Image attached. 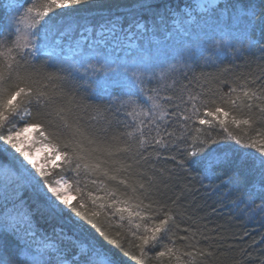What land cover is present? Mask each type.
I'll list each match as a JSON object with an SVG mask.
<instances>
[{
	"label": "snow or ice",
	"instance_id": "obj_1",
	"mask_svg": "<svg viewBox=\"0 0 264 264\" xmlns=\"http://www.w3.org/2000/svg\"><path fill=\"white\" fill-rule=\"evenodd\" d=\"M90 3L92 0H43L22 13L8 12L7 6L0 11V37H5L0 39V154L11 161L0 164V201L4 202L0 264H123L113 248L124 256L130 253L117 238L122 233L114 236L111 229L124 230L125 222L127 234L138 241L139 255L131 257L138 264L149 259L164 264L165 258L169 264H213L218 259L215 247L202 246L200 241L209 237L198 230L180 229L188 235H180L186 243L176 246L177 217L185 214L181 196L164 198L160 185L166 188L167 182L133 171L121 154L147 159L142 154L146 146H171L179 155L169 158L182 173L198 172L210 178L219 170L234 169L237 175L251 178L245 194L253 201L261 200L257 207L264 210V58L256 69L241 73L232 82L224 79L228 69L196 77L205 83L218 80L221 85L228 84L227 91L201 85L194 92L184 85L177 96L164 97L159 83H154L156 63L151 45L133 47L129 42L118 51L80 50L73 53L74 63L66 69L50 70L53 65L49 61L37 65L42 45L73 30L71 21L57 18ZM186 8V13L180 12L187 17V27H181L184 31L193 26L198 29L203 46L186 48L184 55L189 60L209 47L219 51L234 44L249 53L254 49L264 53V0L258 4L255 0H193ZM257 32L262 39L256 38ZM66 82H75L74 88L83 82L107 105L87 104V97L69 91ZM164 87L175 88L176 82ZM161 98L167 103L161 104ZM113 109L132 118L131 130L109 138L108 128L89 132L81 123L89 110L95 112L96 120L106 119ZM217 126L224 135L210 131ZM31 133H36L35 139ZM37 144L36 153L50 150L53 158H62L75 174V190L80 195L77 203H72L67 191L73 185L63 176L56 178L47 166L49 157L37 161L33 151ZM81 173L84 188L80 187ZM89 183L96 186L95 194L87 190ZM24 190L43 212L65 219L80 233L82 239L75 241L77 251L70 259L55 242H45L51 238L37 242L31 229L20 227L19 222L29 221L30 214H10L7 204L16 208ZM29 234L32 240L27 238ZM6 235L15 241V254L10 253ZM158 246L160 250L151 257L150 251ZM49 251L55 253L54 259ZM259 264H264V258Z\"/></svg>",
	"mask_w": 264,
	"mask_h": 264
},
{
	"label": "trees",
	"instance_id": "obj_2",
	"mask_svg": "<svg viewBox=\"0 0 264 264\" xmlns=\"http://www.w3.org/2000/svg\"><path fill=\"white\" fill-rule=\"evenodd\" d=\"M42 2L43 0H0V11L7 6L8 12L15 14L14 10H19L22 13L31 4ZM192 2L193 0H92V3L87 6H79L78 11L70 13L67 17L57 18H86L88 21L68 34L60 35V39L54 41L45 50L44 45H42L36 63L39 65L49 61L53 65V69L50 70L66 69L72 64L73 53H78L80 50L108 49L113 51L115 49L118 51L129 42L132 43L133 47L137 44L141 46L151 45V48L161 46L168 50L175 49L184 58L182 61L184 64L180 70L173 73L174 75L168 83L171 85L174 80L176 87L164 88V96H177L178 90L184 85H187L194 92L199 91L201 85L213 89L220 87L227 91L228 84L221 85L218 80H210L205 83L203 79L197 81L196 77L200 76L201 73L214 75L223 69H228L224 74V79L232 82L234 77L241 73L256 69L257 65L262 62L261 58H264V53L255 49L249 53L245 48L234 44L233 48L219 51L214 47H209L208 50L198 53L197 56L189 60L184 55V50L188 47L195 48L201 45V39L198 35V29L194 26L188 31L182 29V25L187 27V17L182 15L180 10L186 13V5ZM255 2L258 4L259 0H255ZM5 35L7 36V34ZM256 38L262 39L259 32L256 33ZM0 39H5V37H0ZM201 47L203 46L201 45ZM61 49H63L62 53ZM186 63L190 64V67H185ZM74 83L66 82L65 87L69 91L75 92L78 97H87V104L107 105V101L96 97L92 89L86 84L81 82L74 88ZM163 95L161 97H164ZM165 103L167 102L163 100V104ZM33 111H35L34 108ZM95 115L94 111L89 110L82 116L81 123L89 132L108 128L107 136L111 138L131 130L129 125L133 123L132 118L124 112L117 114L113 109L107 114L106 119L98 117L94 120L93 116ZM20 126H23V122H20ZM197 126L199 127V125ZM210 131L214 135H224L218 126L210 129ZM145 132L147 133V129ZM178 134L179 131H177ZM152 135L155 133L153 132ZM224 142L231 143L230 141ZM9 151L12 150L9 149ZM142 154L147 156V159H140V156L133 157L131 154H121V156L126 163L133 165V171H143L147 175H155L160 180L166 181V188L160 185V192L164 198L181 196V205L185 214L177 217L179 228L174 229L176 235L173 238L177 247L186 243L181 241L179 236L188 235V233L180 231V229L187 227L193 231L198 230L209 237L208 240H201L200 243L202 246L214 245L218 259L213 264H259L260 260L264 258V210L257 207L262 203L261 200L253 201L245 194L251 180L250 177H245L242 173L237 175L234 169L229 168L215 172L210 178H204L198 172L182 173L175 162L169 158L172 155H179V152L173 151L171 146L169 148H163L159 145L155 148L146 146V150H142ZM14 155L18 156L19 154ZM137 160H139V164L136 163ZM10 162V158L6 154H0V164H9ZM52 173L56 178L63 176L69 181V184L73 185L70 188L74 199L72 203H77L80 195L75 190L74 182L77 179L75 174L64 165L63 161L55 166ZM147 175L144 177L145 180H147ZM79 179L80 187L84 188L83 173ZM87 190L95 194L96 186L89 183ZM19 197L16 208H13L12 203H8L7 208L13 216L17 213L30 214L29 221L19 222L20 227L25 231L31 229V232L35 233L34 239L37 242L45 237L51 238L50 241L45 242H55L70 259L77 251L75 241L82 239L80 233L74 231L65 219L53 218L43 212L29 191H22ZM85 200H87L86 197ZM88 207L89 209L92 207L90 202ZM3 212L4 202L0 201V214ZM103 219L101 217V220ZM81 223L83 222L81 221ZM86 227L90 228V226ZM90 230L94 233V230ZM111 231L114 236L117 232L122 233L117 238L121 239L124 249L130 255L124 256L119 249H115L111 245L108 247L113 248L123 264H138L136 260L131 258L133 255H139V250L135 246L138 241L127 234L126 222L124 230L113 226ZM27 238L32 240L33 236L29 234ZM5 239L11 245L10 253L15 254V241L7 235ZM35 247L36 244H33V248ZM159 250V246L152 249L150 256L154 257L156 251ZM245 253L250 254V256ZM48 254L53 259L55 258V253L49 251ZM144 264H158V262L149 259ZM164 264H169L167 258L164 259Z\"/></svg>",
	"mask_w": 264,
	"mask_h": 264
},
{
	"label": "rangeland",
	"instance_id": "obj_3",
	"mask_svg": "<svg viewBox=\"0 0 264 264\" xmlns=\"http://www.w3.org/2000/svg\"><path fill=\"white\" fill-rule=\"evenodd\" d=\"M65 22H68V21H71V23L73 24V29H76V28H79L81 27V25L87 23V19L86 18H81V19H77V18H74V17H69L68 19H64ZM60 35L61 34H57L56 36H54L52 39L49 40V42L47 43V45L45 46L44 45V50L46 48H48L49 46H51V44L60 39ZM143 47L145 48H148L149 46L148 45H142ZM96 49H93L92 51H95ZM101 50V49H99ZM153 54H154V57H155V63H156V67L154 69V74H155V81L154 83L158 82L159 83V86L161 88V92H160V96H162L164 93V86L165 85H168V83L170 82V79H172L173 77V73L180 70V68L182 67V65L184 63H182V61L184 60V58H182L183 56H180V52H177L175 49H167L165 47H161L159 46L158 48H151ZM89 50H84V52H88ZM101 51H108V52H111L110 50L108 49H104V50H101ZM123 55V54H122ZM180 56V57H179ZM76 59H79V56H77ZM74 63V61H72V64ZM71 64V65H72ZM170 65H174L175 67L172 68L170 67ZM164 96V95H163ZM160 103L163 104V99L161 98L160 100ZM140 119H145L143 116L139 117ZM31 138L32 139H35L36 137V133H31ZM40 145L37 144L34 146L33 148V151H34V155H35V158L37 159L38 162H44L45 161V157H49V162H48V167L49 169L52 171L53 169H55V166H57L60 162L63 161L62 158H59V159H56V158H53L52 157V154H51V151H47V152H39V153H36L35 152V147H39ZM30 168V166H29ZM68 195L70 197H72V201L74 200L73 199V196L71 194V189L69 188L68 190Z\"/></svg>",
	"mask_w": 264,
	"mask_h": 264
}]
</instances>
